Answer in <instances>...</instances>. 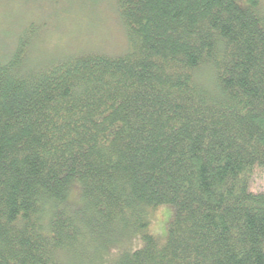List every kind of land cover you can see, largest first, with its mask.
I'll return each instance as SVG.
<instances>
[{
    "label": "trees",
    "instance_id": "trees-1",
    "mask_svg": "<svg viewBox=\"0 0 264 264\" xmlns=\"http://www.w3.org/2000/svg\"><path fill=\"white\" fill-rule=\"evenodd\" d=\"M114 6L121 55L0 53V264H264L260 0Z\"/></svg>",
    "mask_w": 264,
    "mask_h": 264
},
{
    "label": "rangeland",
    "instance_id": "rangeland-1",
    "mask_svg": "<svg viewBox=\"0 0 264 264\" xmlns=\"http://www.w3.org/2000/svg\"><path fill=\"white\" fill-rule=\"evenodd\" d=\"M31 24L34 33L26 38H34L29 57L36 62L87 52L114 56L127 49L114 0H0V53H7ZM252 189L264 191L263 170L254 173ZM172 215L171 206H160L154 215L153 233L160 242Z\"/></svg>",
    "mask_w": 264,
    "mask_h": 264
}]
</instances>
